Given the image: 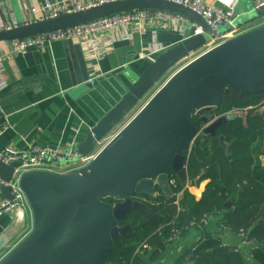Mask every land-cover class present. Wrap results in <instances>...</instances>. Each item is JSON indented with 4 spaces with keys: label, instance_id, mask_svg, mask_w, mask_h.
<instances>
[{
    "label": "water",
    "instance_id": "water-1",
    "mask_svg": "<svg viewBox=\"0 0 264 264\" xmlns=\"http://www.w3.org/2000/svg\"><path fill=\"white\" fill-rule=\"evenodd\" d=\"M139 10L181 16L188 21L182 39L159 52L139 74L127 76L128 85L121 84L123 92L119 99L81 142L72 145L77 156L66 159L67 162L86 157L122 123L87 165L61 174L49 170L21 174L19 187L32 214V228L10 247V237L3 234L0 226V264H105L112 242L129 229L128 224L119 227L118 222L130 212L149 213L139 197L150 198L158 188L170 197V176L183 186L193 184L185 167L197 127L205 124V137L237 115L215 118L217 103L226 87L242 95L264 94L263 23L189 60L126 120L176 65L210 41L212 30L206 20L191 8L170 0L106 1L1 30L0 42ZM263 15L264 6L238 5L231 16L232 25H247ZM81 64L82 76L74 86L85 85L89 78ZM192 117L197 124L192 123ZM2 123L5 119L0 111ZM18 164L0 160V179L10 180ZM105 197L119 202L110 205L101 201ZM5 199L12 200L13 194L9 186L0 184V201ZM6 249L9 250L2 254Z\"/></svg>",
    "mask_w": 264,
    "mask_h": 264
},
{
    "label": "crops",
    "instance_id": "crops-1",
    "mask_svg": "<svg viewBox=\"0 0 264 264\" xmlns=\"http://www.w3.org/2000/svg\"><path fill=\"white\" fill-rule=\"evenodd\" d=\"M79 1L86 3L88 0ZM200 1L213 8L232 6L234 13L236 6L247 4L254 7L259 0ZM65 2L67 0H0V18L19 23L25 19L36 20L46 4L62 5ZM261 18L262 20L247 23L240 29L246 30L263 24L264 15ZM132 26L115 30L109 37V42H106V35H98L97 42L104 45V51L95 59H91L82 47L70 41H56L42 47L28 48L10 57L11 42H0V67L6 80V86L0 89V111L5 119V123L0 124V152L7 147L23 151L36 146L54 148L63 155L70 153L74 156L72 145L81 142L87 131L119 99L123 92L121 84L128 85L127 76L139 74L159 52L179 42L188 21L177 18V15L164 19L151 14L143 21L140 30H133ZM81 62L86 67L89 78L96 77L93 84L87 80L85 85H73L82 76ZM228 115L230 114L225 116ZM218 116L220 115L215 112V118ZM204 126L201 123L197 127L196 137H203ZM217 129L214 134L206 136L214 138ZM218 141L226 148L222 135L218 136ZM183 154L186 156L187 153ZM66 159L71 158L64 156L52 161L49 166L53 171H50L61 174L83 166L82 162L76 160H72V166ZM185 169L187 173V165ZM186 175L190 179L188 173ZM207 182L208 180H204L196 186H183L179 183L182 187L180 192L187 190L198 200ZM182 192L179 193V200ZM157 193L163 195L159 188L155 194ZM106 198L109 197L101 201L108 203ZM144 198L139 200L144 202ZM114 200L110 205L119 202ZM27 208L16 206L9 213L0 215V226L4 230L3 234L10 237V247L18 243L32 228V214ZM221 215V212L209 215L207 224L191 228L186 236H179L166 243L157 257H152V251L144 252L133 264H188L182 257L184 251L192 248L206 234L238 248L245 264H254L250 248L241 242L238 233L226 231L220 226ZM78 224L80 225L79 222Z\"/></svg>",
    "mask_w": 264,
    "mask_h": 264
},
{
    "label": "trees",
    "instance_id": "trees-1",
    "mask_svg": "<svg viewBox=\"0 0 264 264\" xmlns=\"http://www.w3.org/2000/svg\"><path fill=\"white\" fill-rule=\"evenodd\" d=\"M232 112L240 115L218 128L214 138L197 136L193 140L187 173L194 186L208 180L201 197L196 200L183 190L177 204L173 195L164 197L157 193L146 198L143 203L149 209L147 215L130 212L118 222L120 226L128 224L129 229L112 242L105 256L106 264L135 263L138 256L133 255L134 251L144 240L155 247V258L168 243V224L172 220L183 237L191 229V221L218 212L222 213L219 224L233 232L247 231L254 264H264V94L241 95L227 88L216 106V114ZM192 122L197 124L193 117ZM220 135L226 148L219 144ZM181 188L178 182L173 192ZM105 201L115 202L111 198ZM228 201L230 206L225 207ZM182 257L188 264H245L236 247L210 234L186 248Z\"/></svg>",
    "mask_w": 264,
    "mask_h": 264
},
{
    "label": "built area",
    "instance_id": "built-area-1",
    "mask_svg": "<svg viewBox=\"0 0 264 264\" xmlns=\"http://www.w3.org/2000/svg\"><path fill=\"white\" fill-rule=\"evenodd\" d=\"M106 1H115V0H88L86 3H82L79 0H67L65 3H58L53 4H46L41 10V13L37 17L36 20H42L46 18L55 17L62 13H71L76 10H80L83 8H87L89 6L100 4ZM176 2L178 4L184 5L186 7L191 8L198 14H200L207 22L208 26L211 28L212 33L210 34V41L200 50L199 54L209 50L210 48L225 42L226 40L238 35L240 32L244 31L240 28L243 26H236L232 25L231 16L232 13V6L227 8H213L207 7L204 5L200 0H170ZM264 6V0H259L255 3L254 8H260ZM35 10V9H33ZM153 14V17L156 18H164L169 19L174 17L173 13L159 11V10H139V11H129L125 13L110 15L101 19H97L76 27L67 28V29H60L55 30L35 36H29L22 39H17L10 41V53L9 57L17 52H22L28 48H36L42 47L44 45H49L56 41H70L82 47L88 56L92 59H95L102 51H104V45L102 43L97 42L98 35H106V42H109V37L114 33L115 30L123 27H128L129 25L132 26L133 30H140V27L143 21L146 18H149ZM177 18H182L181 16L177 15ZM36 20L25 19L24 22L19 23L15 20H2L0 18V31L1 30H8L11 28H15L22 24H28ZM219 26H223L219 28ZM240 29V30H239ZM223 30V31H222ZM196 32H199L197 30ZM197 51V52H198ZM96 77L92 76L88 79V81L93 84ZM6 86V80L4 79L1 73L0 67V89ZM114 135L109 134L105 140L90 154L86 157H78L77 161L82 162V165H87L98 153L99 149L110 140V138ZM69 157L73 158L72 154L68 153L63 155L59 153L57 149L50 148V147H34L30 146L26 150L19 151L11 147L5 148L3 151L0 152V160L4 163H9L11 161H17L18 167L14 169V173L12 178L8 181H3L0 179V184L7 185L11 188V193L13 194L12 200H3L0 201V215L9 213L13 208L16 206H23L25 199L21 188L19 187V179L22 173L30 171V170H52L49 164L52 161L57 160L61 157ZM53 171V170H52ZM177 179L174 176H170L169 184L173 188L177 187ZM180 193V192H179ZM179 193H172V195L177 199L179 198ZM26 203V202H25ZM179 209V208H178ZM209 215L204 214L198 220H194L190 222V226H202L207 224ZM172 220L168 225L170 226L169 236L167 238V242H172L177 239L180 235V230L175 228L173 225ZM220 226L226 230L230 231L227 226L220 224ZM160 234V231L158 230ZM239 237L241 238V242L245 245L251 246V243L247 240V231L240 230L237 232ZM238 249V248H237ZM155 250V247L148 243L147 241H142L136 247L134 254L135 256H139L144 252H151Z\"/></svg>",
    "mask_w": 264,
    "mask_h": 264
},
{
    "label": "rangeland",
    "instance_id": "rangeland-1",
    "mask_svg": "<svg viewBox=\"0 0 264 264\" xmlns=\"http://www.w3.org/2000/svg\"><path fill=\"white\" fill-rule=\"evenodd\" d=\"M262 17V16H261ZM261 17H258L255 21H258V20H262ZM199 52H195L191 57L183 60L182 62H180L178 65H176L157 85H155V87H153L149 93L137 104V106L131 111L130 115L126 118V120L131 117L133 114H135V112L155 93V91H157V89H159V87H161L165 81L168 79V77L174 73L178 68L182 67L185 63H187L189 60H191L192 58L196 57L197 55H199ZM124 122V121H123ZM122 125V123H121ZM119 125V126H121ZM119 126L114 129L111 134L115 133L117 131V129H119ZM66 162V161H64ZM68 163L72 164V161H69ZM72 166H74L72 164ZM57 170V169H56ZM182 192V191H181ZM180 192V193H181ZM25 208H27V204L24 202V205H23ZM28 209V208H27ZM250 249H251V246H248Z\"/></svg>",
    "mask_w": 264,
    "mask_h": 264
},
{
    "label": "bare ground",
    "instance_id": "bare-ground-1",
    "mask_svg": "<svg viewBox=\"0 0 264 264\" xmlns=\"http://www.w3.org/2000/svg\"><path fill=\"white\" fill-rule=\"evenodd\" d=\"M194 53H195V52H194ZM194 53H192L189 57H191ZM189 57H188V58H189ZM75 156H77V155H76V152H75ZM170 188H171L172 193H179V192H180V190H177L176 192H173V190L176 189V188H173L172 186H170ZM178 201H179V198H177V199L175 200V203L177 204ZM194 227H197V226H193V227H191V228H194Z\"/></svg>",
    "mask_w": 264,
    "mask_h": 264
},
{
    "label": "flooded vegetation",
    "instance_id": "flooded-vegetation-1",
    "mask_svg": "<svg viewBox=\"0 0 264 264\" xmlns=\"http://www.w3.org/2000/svg\"><path fill=\"white\" fill-rule=\"evenodd\" d=\"M232 113H235V112H232ZM231 114V113H230ZM237 115H240L239 113H237ZM159 195H162V194H159ZM164 196V195H163ZM165 197V196H164ZM143 197H139L138 199L142 200ZM151 198V197H150ZM146 198L143 199V201H145ZM148 201V200H147ZM146 201V202H147Z\"/></svg>",
    "mask_w": 264,
    "mask_h": 264
}]
</instances>
